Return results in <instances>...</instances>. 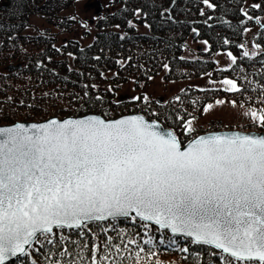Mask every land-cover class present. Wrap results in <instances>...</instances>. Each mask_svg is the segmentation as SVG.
<instances>
[{
	"label": "trees",
	"instance_id": "1",
	"mask_svg": "<svg viewBox=\"0 0 264 264\" xmlns=\"http://www.w3.org/2000/svg\"><path fill=\"white\" fill-rule=\"evenodd\" d=\"M77 1L0 0V67L5 68L0 71V126L51 117L98 114L114 119L139 113L174 132L184 144L192 134H185V122L199 117L207 104L222 101L257 112L264 109V0H112V10L98 16L85 45L74 38L59 44L58 34L49 29L25 32L35 16L69 33L74 21L62 13ZM248 31L254 54L245 51ZM191 40L206 49L186 56ZM223 53L235 58L227 68L216 65L215 57ZM158 76L174 82L204 76L214 82L228 79L239 91L185 87L165 101L118 100L123 85L147 84ZM250 130L259 131L256 126ZM143 224L123 218L58 228L47 234L52 243L40 236L26 256L5 264H92L93 247L99 249L98 264H116L121 258L123 264H137L139 249L127 241L131 237L142 244L146 231L157 245L160 239L175 243L156 256L141 252L138 264H223V254L213 248L150 224L146 230ZM61 236L66 239L61 241ZM109 238L120 245L119 251L106 249ZM65 250L69 254L62 256ZM104 255L107 260L100 259Z\"/></svg>",
	"mask_w": 264,
	"mask_h": 264
},
{
	"label": "snow or ice",
	"instance_id": "2",
	"mask_svg": "<svg viewBox=\"0 0 264 264\" xmlns=\"http://www.w3.org/2000/svg\"><path fill=\"white\" fill-rule=\"evenodd\" d=\"M222 83L230 86L226 91H239L233 80ZM245 115L259 129L256 134L197 136L186 147L174 132L155 131L140 116L0 127V264L26 256L25 245L40 236L52 243L47 234L54 227H87L86 221L119 216L212 245L227 254L220 256L223 264H264V109ZM184 132H196L191 120ZM145 234L142 244L127 241L139 249L137 264L141 252L172 250L174 241L160 239L157 245ZM105 247L120 249L111 238ZM98 252L93 247L92 264H98Z\"/></svg>",
	"mask_w": 264,
	"mask_h": 264
},
{
	"label": "rangeland",
	"instance_id": "3",
	"mask_svg": "<svg viewBox=\"0 0 264 264\" xmlns=\"http://www.w3.org/2000/svg\"><path fill=\"white\" fill-rule=\"evenodd\" d=\"M258 1L259 0H247V4H256ZM111 2L112 0L77 1L72 8L65 10L62 13L63 16H69L74 21L73 28H71L69 33H60L55 25L48 24L47 21H45L44 19L35 16H32L29 19V26L25 32L27 34H34L37 31L49 29L50 31L58 34L59 44L66 41L69 38H74L79 40V42L82 45H85L89 43L92 39L93 24L95 23L98 16L105 15L112 10L113 7L111 5ZM250 33L251 31H248L246 33L248 39L245 45V51L248 52L249 54H254L257 49L253 46L251 42V39L249 37ZM204 49H206L204 43L193 42L192 40L188 41V50L186 51V56L194 57L199 50H204ZM215 60H216V65L219 68H227L233 62L232 57L225 53L217 55L215 57ZM0 71L1 72L5 71V68L0 67ZM185 87H192L194 89L195 88L196 89H205V88L226 89L227 87L230 86L224 85L222 82L211 81L207 76L194 80L176 81V82L165 81L164 79L161 78V76H158L152 79L151 81H149V83L147 84H143V83L135 84L133 82L125 84L120 88L117 96L120 98L118 99L120 101H134L137 100L136 99L137 97L139 98L147 97V99L165 101L177 95ZM210 104L213 105L212 109H210L207 112L204 110L199 117L195 119H191L192 126L196 129V132L192 133L190 135V138H193L194 136L201 133H206L209 131H216V130L217 131L240 130L245 132L247 131L258 132L257 130H250L252 126H256L252 123L251 118L245 115V113L249 112L250 109L242 108L233 104H226L224 102L218 104L217 101H214ZM118 219H123V218H118ZM108 221H104V223Z\"/></svg>",
	"mask_w": 264,
	"mask_h": 264
},
{
	"label": "water",
	"instance_id": "4",
	"mask_svg": "<svg viewBox=\"0 0 264 264\" xmlns=\"http://www.w3.org/2000/svg\"><path fill=\"white\" fill-rule=\"evenodd\" d=\"M8 69H12L11 67H8ZM134 116H140V117H143L145 121L149 122V123H152L154 124L156 127L154 128L155 131H160L161 129L165 130V131H171L167 128H164L159 122L155 121V120H150V119H147L145 116H143L142 114H138V113H133V114H127V115H123V116H120V117H117L115 119H105L103 118L101 115H98V114H87V115H83V116H78V117H73V116H68V117H64V118H57V117H51V118H47L46 120H43V121H40V122H26V121H21V122H15V123H12V124H9V125H1L0 127H11L17 123H21V124H25L26 126L27 125H32V124H44V123H47L48 121L50 120H57V121H64V120H67V119H84V118H87V117H99L100 119L102 120H105V121H112V120H119V119H122V118H128V117H134ZM172 132V131H171ZM231 132H242V133H253V134H256L257 132L256 131H240V130H219V131H210V132H206V133H201V134H198L197 136H206L208 134H216V133H219V134H224V133H231ZM197 136L193 137L192 139H190L188 142H190L191 140H193L194 138H196ZM188 142H186L184 144V146L186 147ZM134 215V214H133ZM118 218H128V217H123V216H119V217H116L115 219H118ZM111 217H109L108 219L106 220H103V221H98V220H92V221H86V223H91V222H104V221H108V220H115ZM136 220H139V217H137ZM140 221V220H139ZM141 222H144V223H147V224H150L152 226H155L156 228L160 229V230H164V231H167L170 235L172 236H175V237H183L185 239H189V240H193L192 237H187L186 235H184L183 233H173L170 229H167V228H160L158 225H156L154 222H151V221H141ZM83 226V225H82ZM55 229V227L53 228ZM62 229H69L67 227H64ZM71 229H74V228H71ZM33 244V242L30 244V245H25V249L26 251L28 250V248ZM210 248H213L214 250L218 251L220 254H223V255H227L225 253H222V250H219V249H216L214 246L212 245H206ZM20 255L16 256V257H9L8 259H6L4 261V264L19 257Z\"/></svg>",
	"mask_w": 264,
	"mask_h": 264
}]
</instances>
